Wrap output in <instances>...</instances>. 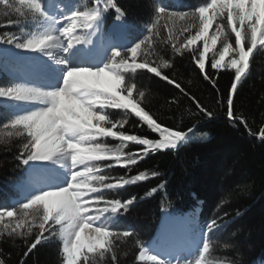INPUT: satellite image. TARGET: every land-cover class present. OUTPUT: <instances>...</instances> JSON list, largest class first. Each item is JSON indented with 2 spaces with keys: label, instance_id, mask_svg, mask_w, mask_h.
I'll use <instances>...</instances> for the list:
<instances>
[{
  "label": "trees",
  "instance_id": "16d2710c",
  "mask_svg": "<svg viewBox=\"0 0 264 264\" xmlns=\"http://www.w3.org/2000/svg\"><path fill=\"white\" fill-rule=\"evenodd\" d=\"M209 1L178 0L175 5L168 0L166 7L191 14ZM73 3L77 11L108 10L101 17L106 41L113 36L116 23L111 5L127 10L123 23L128 46L112 54L111 60L119 65L122 78L118 91L132 89L135 102L130 109L112 97L100 123L109 133L96 132L89 138L95 159L89 162L93 172L85 201L90 219L108 233L105 248L84 253L76 264H85V255L89 264H147L139 261V255L160 231L163 214L181 216L198 208L200 222L209 224L202 256L205 264H264V45L253 50L245 71L240 64L217 68L215 51L205 54L200 64L201 46L182 48L192 36H175L159 11L160 0ZM47 23L46 15L35 14L30 3L0 2L1 42L24 31L40 32ZM153 23L156 29L148 32ZM145 36L151 42L141 43ZM130 44L140 46L135 59L128 50ZM163 60L170 66L161 73ZM162 75L175 79L181 88L157 77ZM0 79L4 87L15 84L1 65ZM15 115L12 105L0 101V127ZM189 128L210 134L209 138L175 149H154L141 143L156 142L164 133L182 134ZM34 144L24 154L18 145L0 150V214L13 212L0 222L3 264H65L55 225L46 220L44 210L41 217L32 216L33 208L43 209L42 205L11 204L19 195L17 185L27 177L23 161L33 154ZM131 197L136 202L129 209ZM213 220L217 229L210 232ZM42 238V243L28 250Z\"/></svg>",
  "mask_w": 264,
  "mask_h": 264
},
{
  "label": "rangeland",
  "instance_id": "374dc122",
  "mask_svg": "<svg viewBox=\"0 0 264 264\" xmlns=\"http://www.w3.org/2000/svg\"><path fill=\"white\" fill-rule=\"evenodd\" d=\"M1 1L3 0H0V2ZM19 1L30 3L35 9L38 5H40V3H42L44 13L48 18V23L46 28L40 32L29 34L27 31H24L22 35L16 37L14 43H3L0 41V65L6 74L15 80V84L12 87H4L2 86L0 79V87H3L0 88V101L7 102L9 105H12L16 110V115L24 114L38 107H42L43 103L41 101L18 100L11 90L19 86H40L45 89L60 86L62 83V77L69 66L103 67L105 63L114 64L111 60L112 54H118L117 51L119 52L128 46L124 39V24L120 27V22L116 21L112 28L114 37H110L107 41L104 39L100 41L102 46H106L110 43H117V48H112L105 58H101L97 65H87L83 62V60L78 62L76 61L77 56L80 55L81 57H84L90 54V42L93 40V37L96 36L94 32L95 18L86 14L73 15L72 13L77 11L74 8L73 0ZM167 1L168 0H160L161 8H164L167 13V15H164V20L169 25L175 36H187V34L192 36L182 43V48L184 47L190 49L198 45L201 46L202 55L200 64H202L205 54L215 51L213 62L214 67H237L240 64L244 69L248 64L249 57L253 50L260 45H264V0H210L209 4L206 7L201 8L197 14H189L187 16H180L178 15L181 14L180 12L167 8L166 4L169 3ZM171 1L174 2L175 5L178 3V0ZM43 9H41V11H43ZM91 9L86 12H90ZM100 19L98 22L99 30ZM53 25H55L56 28L65 26L62 29L71 34L73 42L69 44L70 37L63 34L60 31L61 29L58 31L51 30ZM45 35L59 37L62 41V49H69L73 46L74 50L64 52L62 49L59 51L47 48H44L43 50L41 48L21 49L15 45L17 42L28 43L29 41L35 45V43L42 39ZM77 36H83L85 39L76 42L74 38ZM117 36H119L118 39ZM246 45H248V49L246 48ZM128 50L131 57L135 59L140 51V46L139 44H130ZM48 51L52 52L51 56L46 55V52ZM62 58H65L67 61L65 64L58 63V61ZM48 66H50L49 70L51 69L56 71L54 72L56 76L52 77L55 78L54 82H43L45 75L39 76V74L42 73V69L44 70ZM84 75L86 74H81V77ZM88 79H90V81L101 93L105 94L96 97L97 102L92 108H88L87 106L80 104L74 98L65 95L60 97L59 106L63 107L64 105H67L70 107L77 114L73 117V119H75L78 123L83 122V126L87 130L84 134L85 139L77 142L75 148L73 149V151L78 155L80 162L73 164L71 159H67L63 168V174L67 179L66 184L72 181L73 188L82 191L83 201H85L89 194V183L92 179L91 174L93 170L89 166V162L91 161V158L95 159L91 147L92 145L89 144V138L91 136H95L96 131H99L98 129L102 128L100 123L104 120L103 108L106 104L111 102L112 97H118L120 102L130 109H133L135 105V102L132 99V89H129L122 94L118 91L122 82L121 75L119 74V67L115 72L104 70L97 74L88 76ZM35 127L38 129L40 124L38 123ZM181 136L182 134L179 133H164L156 142L149 143L141 141V143H144L149 148L153 147L154 149H159V145L161 143L167 144L170 140H176L178 147L179 145L185 144L189 141H202L209 138L207 133H194L189 140L180 142ZM42 140L43 137L35 142L33 153L40 150L39 142ZM177 147H173V149ZM28 163L32 165L37 164L34 174L38 176L53 170L51 165L46 161H29ZM29 169L30 167L27 166V170ZM30 175L31 173L28 171L25 180ZM80 178H82L83 182L80 181ZM23 182L17 185L19 195L14 205L16 206L22 204L25 208L42 205L46 220L48 222H52V216L56 210L54 208H49L45 201L41 199V192H39L38 195L37 193L31 194L29 197L24 199L20 190V185L23 184ZM189 215L198 220V226L206 233V226L200 222L199 208ZM12 216V211H7L4 215L0 214V222L4 218H10ZM90 222L104 228L100 223L95 222L92 219H90ZM179 228L177 220L168 226L163 224L157 236L149 243L155 242L157 245L161 246L166 241L168 244L172 240L177 239L180 231ZM104 229L106 231L105 235H107L108 230L106 228ZM59 239L62 246V239L60 236ZM148 244L143 247L139 255V261L142 263L205 264L202 256L206 251V243L204 249L200 252H194L192 254L180 252L170 258L161 260V262H150L143 259L142 252ZM105 246L106 239L104 246H98L92 250L83 249L80 256L74 259H69L62 248L61 250L64 255V263L76 264L84 253H91L98 249H103Z\"/></svg>",
  "mask_w": 264,
  "mask_h": 264
},
{
  "label": "clouds",
  "instance_id": "9594fccd",
  "mask_svg": "<svg viewBox=\"0 0 264 264\" xmlns=\"http://www.w3.org/2000/svg\"><path fill=\"white\" fill-rule=\"evenodd\" d=\"M68 35L69 44L73 42L71 34L60 30ZM76 42L84 40L85 37L77 36ZM35 45L43 50H61L62 41L59 37L45 35L37 41ZM68 52V48L62 49ZM51 56L52 52H46ZM67 61L62 58L58 61L65 64ZM119 65L105 63L103 67L69 66L62 77L60 86L45 89L43 87L19 86L11 90L18 100L22 101H41L42 107H38L24 114L15 115L9 118L8 122L0 127V150H9L19 146L23 150L29 149L38 139L43 137L40 150L36 153L27 155L23 161L27 163L33 156L36 158L56 157L57 159H71L73 164L80 162L78 155L73 151L79 141L85 139L87 131L83 122H77L73 117L77 114L67 105L60 106L61 94L74 98L80 104L92 108L97 100L96 97L105 95L101 93L88 76L108 70L115 72ZM81 74H86L81 77ZM40 124L37 129L35 126ZM210 135V134H209ZM74 176V174H73ZM98 179H103L98 178ZM80 181L83 182L82 178ZM40 195L54 196L57 198V210L52 216V223L56 227L58 235L63 239L65 245L71 243L72 237L85 225L90 222L88 215L87 201L82 200V191L73 188L72 181L67 185L51 186L41 191ZM43 209L33 208L32 216L41 217ZM31 231V229H29ZM27 234V233H26Z\"/></svg>",
  "mask_w": 264,
  "mask_h": 264
},
{
  "label": "bare ground",
  "instance_id": "6f19581e",
  "mask_svg": "<svg viewBox=\"0 0 264 264\" xmlns=\"http://www.w3.org/2000/svg\"><path fill=\"white\" fill-rule=\"evenodd\" d=\"M263 4V3H262ZM122 27V24L119 25ZM94 32L96 36L93 37V40L90 42V54L86 56H77L76 61L80 62L83 60L87 65H97L101 58H105L107 54L110 52L111 45L117 43H110L106 46H102L99 36V26H94ZM119 36H117V39ZM69 50H74L73 46L69 48ZM1 56V55H0ZM3 57V56H2ZM25 59V58H24ZM23 59V60H24ZM22 60V62H23ZM14 62V61H13ZM48 66L44 70L42 69V73L39 76H44V81L54 82L56 74L54 70H49ZM53 71V72H52ZM37 77V76H35ZM46 89H50L46 88ZM41 145V141L39 142ZM62 160V163H57L55 159L46 161L51 165L53 170L48 173L35 175V169L37 164L30 165L29 172L32 177L36 180L43 181V185H38L36 188H28L24 187V184L20 185V190L24 199L29 197L31 194L41 192L42 190L51 187V186H59V185H67V179L63 174V168L66 160ZM21 199V196H20ZM19 199V200H20ZM41 199L45 201L49 208H54L57 210V198L54 196H41ZM23 200V199H22ZM177 220L179 228V235L176 240H172L170 243H163V245L159 246L155 242H151L148 246L143 250L142 257L146 261L150 262H161V260L165 258H170L174 255H177L180 252L194 253L200 252L205 247V232L200 229L198 226V220L190 216L188 213H185L181 216H171L168 213L165 214L163 224L165 226L171 225ZM105 229L101 226L95 225L92 222H86L83 227L75 234L71 239V243L65 245L62 239V248L65 251L66 255L69 259H74L80 256V253L83 249L92 250L98 246L105 245ZM168 240V238H167Z\"/></svg>",
  "mask_w": 264,
  "mask_h": 264
},
{
  "label": "snow or ice",
  "instance_id": "6c2138e0",
  "mask_svg": "<svg viewBox=\"0 0 264 264\" xmlns=\"http://www.w3.org/2000/svg\"><path fill=\"white\" fill-rule=\"evenodd\" d=\"M207 4L208 3H206L204 6L198 7L195 12L191 13V15H195L196 12L200 8L206 7ZM41 9H43V4L42 3H40V5H38L36 7L35 14L45 15L44 9H43V11H41ZM110 9L115 10V12H116L115 19H116L117 22H123L125 20V18L127 16V10L126 9H122L121 7L117 6V4H115V3H113L111 5V8ZM107 11L108 10H104V9H100V8H92L90 12L74 11L72 14L73 15L86 14V15L93 16L95 18V26L98 27V22H99L100 17H102V14H104ZM159 11L161 13H164L165 15H167V13L165 12V9L164 8H160ZM173 15H177V14H173ZM178 15H180V16H187L189 14L188 13H181V14H178ZM11 25L12 24H8V26H11ZM64 27L56 28L55 25H53V27H51V30L58 31V30H60V29H62ZM156 27H157V25L155 23H153L152 24V27L148 30V32H152L154 29H156ZM15 40H16V38L15 37H12V38H8V39H4L3 40V43H14ZM149 41L151 42V37L150 36H145L144 39L141 41V43H147ZM15 45H16V47L21 48V49H31V48H37V49H39L40 48L39 45H33L31 43V41H29L28 43H25V42L19 43V42H17V43H15ZM111 48H117L116 44H112L111 45ZM175 51L176 52H180V49L179 48H175ZM150 62H153V61H150ZM160 64H161V69H160L161 70V73H162V68H168L170 66L169 65V62L167 60H163ZM211 65H212V63H211ZM198 68H199V66H198ZM152 74H154L156 76L155 73H152ZM165 76L167 77V79H164ZM235 76H236V74L234 73V77ZM157 77H160V78H162L163 80H165L167 82L172 81L170 84L174 85L177 89H180L181 88V84L178 83L175 79H170V77L168 75H162V76H157ZM241 78L242 77H240V79ZM231 84H232V82H231ZM0 88H3V87H0ZM236 89H237V87H236ZM231 92H233L232 88H231ZM61 96H63V95L61 94ZM229 101L231 102V109H232L233 100L231 98V94L229 95V98H228V102ZM206 115L209 118H212L213 117V113L212 112H207ZM232 115H233V113L231 112V116ZM149 129L152 130L151 128H149ZM154 132L159 133L158 131H154ZM180 132L182 133V136L180 137V142H181V141L189 140L191 138V136L194 134L195 129L189 128L186 132L185 131H180ZM156 140H159V139H156ZM138 147L139 148H142L143 145H138ZM173 147H177V141L176 140H170V141L167 142V144L161 143L159 145V149H171ZM150 153L151 152H149L148 155ZM53 159H55L57 163H62V160L61 159H57L56 157L36 158L35 156H33L31 159H28L27 160V163L29 161H50V160H53ZM142 175H143V173H142ZM43 183H44L43 181L36 180L31 175L23 182L24 187L26 189H28V188H36V186L43 185ZM153 191H156V189H153ZM129 200L131 201V203L128 205V208L130 209L132 207V205L136 202V199H134L133 197H131V198H129ZM117 217H118V215H117ZM101 219H103V218H101ZM211 224L213 225V227H211L210 232L211 231H214L215 229H217L216 228L217 222L215 220H213L211 222ZM206 227H209V224ZM133 235H134V233L131 236H129L128 238H131ZM43 240H44V238L40 239L39 241L33 242V244L29 246V249L28 250L31 251L37 244L42 243ZM136 243H139V241L137 240ZM100 255L103 256L104 253L103 252H100ZM115 259H116V257H115ZM115 259H113V260H115ZM84 260H85V264H89V256L88 255H85L84 256ZM0 264H3V261H0Z\"/></svg>",
  "mask_w": 264,
  "mask_h": 264
},
{
  "label": "water",
  "instance_id": "95a60500",
  "mask_svg": "<svg viewBox=\"0 0 264 264\" xmlns=\"http://www.w3.org/2000/svg\"><path fill=\"white\" fill-rule=\"evenodd\" d=\"M12 203H13V204H15V203H16V201H13Z\"/></svg>",
  "mask_w": 264,
  "mask_h": 264
}]
</instances>
